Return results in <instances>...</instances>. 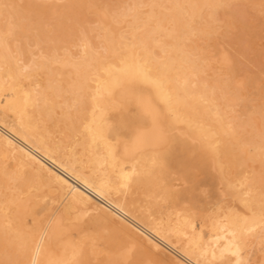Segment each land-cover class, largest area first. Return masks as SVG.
I'll return each mask as SVG.
<instances>
[{"label": "bare ground", "instance_id": "obj_1", "mask_svg": "<svg viewBox=\"0 0 264 264\" xmlns=\"http://www.w3.org/2000/svg\"><path fill=\"white\" fill-rule=\"evenodd\" d=\"M24 1H26V0H24ZM27 1L25 2L26 4H27ZM102 1L105 2L107 0H102ZM118 1L120 2V0H118ZM139 1H141V0H139ZM150 1L153 2L152 0H150ZM154 1H156V2L155 3L153 2V3L156 4L158 0H154ZM164 1H162V4ZM215 1L216 0H171V1L168 0V2L170 4L168 7H165V8L164 7L160 8L159 4L154 5L152 3L155 7H158L159 11L156 13V11L153 10L152 11L153 13H151L150 16H148L150 14V12H146L145 14H143V16H147V17H142V15H140L142 13V9H141V12H138L137 9H135V12L137 11L139 14H133V16H134L133 21L136 24L137 23L138 24L136 26H134L133 29H131L130 27L133 26V24H135L132 21L133 24L129 27L130 29L128 28L129 30H132V32L129 31L130 35H126V34H124L125 31L122 32L121 30H119L118 26L116 25L118 23H114V21L112 22L109 18L110 16L108 17L106 14H102V20L103 21L100 18L99 19L103 22L104 28L106 29V34H104L107 36L106 39L104 38L106 40V46H105L106 50L105 51L108 55L110 54L111 56H113L115 58V61H109L112 59H109V60L107 59L108 61H106V60H104L105 57L101 58V56H99L101 60L99 59L100 63H98V66H92V64L89 65V63H87L85 61V60H87L86 57L91 55V53H88L89 51L87 50V48L89 46L86 48L84 45H82L83 47L86 48V51H88L87 52L88 54L86 53L87 56H85V59L82 60V61L86 62V63H84L85 67L84 68L82 67L84 69V71L81 69L82 72H81V75H79V76H81L82 79L79 78L76 73H75L76 75L74 76V77L77 76L78 79H81V80H79V82L77 81L76 87L78 89H76L75 91H77L79 89L86 88V87H90L92 89V95H93L92 98H94V99H92L94 101V105H92V106L97 109L96 111H94V113L92 115L90 114V112H92V111L89 112V115L91 118V119L89 118L91 120V122L89 120V122H90L89 124L87 123L88 120L84 121L87 123V126H88L87 130H89L88 132H90V149L86 152L85 156H84V152L80 151L83 153L82 156H84V157H79V156H81V154L79 155V154H76L74 152H71L68 156H64L63 155L64 153L62 155H60L59 154L60 146L59 147H58V145L53 146L55 144H58L59 142L55 143V141H54L53 144H50L49 140L47 141L43 137V135H42V137L37 136V133L35 132L36 131L35 126L39 128V126L36 125L38 122L36 120V122H37L36 123L34 120V122H35L34 123L32 121L33 119L31 120L30 115L27 111V108L28 107L34 108L35 111H37L36 113H38L40 115L42 114V112H46L44 115L46 118V115L50 116L49 114L52 113L54 106L52 107L53 104L49 101L48 97L45 98L46 96H44V99L43 98L39 99V97L37 98L34 94H32V92H29L28 89H31V88H28L26 85H25L26 87L24 88V86L21 84L20 76L22 75V73L24 74V72H28V70L25 71L24 69H26L28 67V64H29V68H32V66L30 67V64H31L30 61H29V63H27L25 65H21L20 61H22V60H20V59H19L20 61L17 59L19 61V63L17 61H11V59H10V61H7L6 59H4L5 57L2 58V60H0V149L5 154L11 156L12 159L16 158L17 163L20 166H22L23 168L24 167L28 168L30 170L29 172L32 171L33 174L35 173L37 176L43 178L47 182L46 183L47 185L50 184L53 186L52 190H54V195L52 197H50V199H48L46 197L47 200H49V201L46 205H44V208L50 207L49 206L50 203H53L54 201H56V200L58 201L59 199H61L62 201H69L70 204H72L75 207V208L73 207L74 210L76 208H78V209H81L83 211H88V210L96 211L97 214H94V216L96 218H99L96 216V215H99L98 213H100L101 216L105 220L110 221V222L114 221V218L116 216L119 217L118 219H121V220L117 221V225H118L119 229L121 230L120 233H123L125 235V237L123 236L124 241H126V239H127L130 243V246L128 247V250L126 252L125 257H128L131 254L130 253L131 248L136 243H139V242L142 244H145L146 246H148V248H150L152 251H155V252L159 250V246L168 245V247L169 246L172 247L171 249H173V248L176 249V247H174L172 244L173 243L174 244L182 243L181 250L176 249L178 252L177 255L179 256L178 259H175L176 264H252L248 258V251H249L250 245L252 243H255L257 246H259V249L262 251L261 262L259 261V263L264 264V101L257 103V105L254 106L255 109H253V107H252L253 105L250 106L251 109H253V110L249 109L247 112H245V113H248V118L246 119V122L244 124L245 130H246L244 133H247V135H248L246 142H244L243 144H242V142L240 143L239 138L236 135V131H235V121L238 117V115L236 114L237 106L240 109L239 106L242 105L241 103H243L244 95L246 94V91H245V94H243L242 91H240V89L243 90V88L246 87L245 85L249 86L250 83L248 81L252 80L251 78H254L255 76L258 77L261 74H259V72H258L257 75H255L254 77L252 76L250 79L248 78L249 79L248 81L246 79L248 84H247V82L244 83L241 80L233 79V78H236L238 76H235V74H233V72L236 70V68H235V70H232L233 66H232V69L229 66L232 64V59L229 57L230 55L229 56L228 55H222L221 59H220V62L222 63V65L225 64V66H228V67H226V68H228L227 72L225 71L224 73H221L220 72L221 68L219 69V71H216V69L214 67H212V66H214L213 63L215 62L212 55H215L219 51H217L215 53L214 52L215 50L213 49L214 53L212 52L213 53L212 55L204 54L203 52L200 51V49H202V47L200 46L201 48H199V46H198V45H200L199 43L201 42V41L200 42L198 41L199 38H197V40L195 38L192 39V37H194V36H197V37H203L204 36L205 38H207V37L209 38V36L211 35L210 33L212 30L207 29L205 27L204 28L200 27V25H199L200 23L197 21L201 20V16L199 17V9L200 10L204 9V8L201 9L200 7L201 6L203 7V4L210 6V4L214 3ZM51 2H52V0L49 2V4ZM104 2H103V4H104ZM123 2L121 0V3H123ZM146 2H147V0H146ZM216 2H218V1H216ZM145 3L141 2V4H145ZM251 3H253V2H251ZM263 3H264V0H263ZM31 4H32V2L30 3V5ZM125 4H126V1H125ZM131 4L133 5L135 3L132 2ZM131 4H126V5L129 6ZM136 4H138V3H136ZM141 4L139 2V5H141ZM152 4H150V6ZM217 4L219 5V2ZM34 5H35V2L31 6H34ZM117 5H118V3H117ZM218 5L215 4L216 7ZM260 5H262V4H260ZM100 6L106 7V4L102 5V2H101ZM136 6H138V5H136ZM207 6H206V8H207ZM212 6H214V5L212 4ZM215 6H214V8H216ZM262 6H264V5H262ZM47 7L48 6H46V8ZM125 7H124V9H125ZM142 7L143 6H141V8ZM67 8H69V7H67ZM127 8L128 7H126V9ZM138 8H140V7L138 6ZM150 8H152V7H149V9ZM62 9L65 10V8H62ZM116 9H118V7H116ZM116 9L115 10L111 9V10L116 12ZM120 9L121 10L119 12L122 11V8H120ZM130 10L132 11V9H130ZM133 10H134V8H133ZM221 10H222V8H221ZM112 11H110V9H109V14ZM206 11H205V13H206ZM211 12H209V13L211 14ZM19 13H21V12H19ZM46 13L47 12H45V14ZM60 13L62 14V12H60ZM60 13H58V14H60ZM127 13H125L126 16L130 15L129 17L132 20L131 13L128 15H127ZM143 13H144V11H143ZM209 13L207 15L204 14V16L205 17L208 16ZM213 13L215 14L216 10H214ZM217 13H218V11H217ZM55 14H57V13H55ZM146 14H148V15H146ZM219 14H220V12L217 14V16ZM7 15L8 14H6L5 16L7 17ZM32 15H34V14H32ZM38 15L39 14L36 15L37 17L36 16L34 17L36 20H37V18H39ZM47 15L49 16L50 14L47 13ZM52 15H50V16H52ZM112 15H114V14H112ZM117 15H118V13H117ZM220 15H219V17H220ZM114 16H116V15H114ZM122 16H123V14H122ZM197 16L200 18V20H197V18L195 19V17H197ZM209 16H211V15H209ZM117 17H119V15ZM16 18H19V16H17ZM56 18H58V17H56ZM113 18H115V17H113ZM125 18H127V17H125ZM2 19H1V24L4 22V21L2 22ZM35 19H34V21H36ZM49 19H51V17ZM115 19H117V20H115L117 22L118 18H115ZM120 19H121V17H120ZM221 19L220 20L216 19V20L221 21ZM9 20H11V17ZM32 20H33V17H32ZM40 20H42V18ZM53 20L58 21L54 17L51 20L52 21L51 23H54ZM225 20L226 19H224V22H225ZM228 20H230V19H228ZM125 21H126V19H125ZM211 21H213L212 18H211ZM211 21L209 22V24H211ZM27 22H29V20ZM27 22H26V24H27ZM122 22H124V21H122ZM196 22L199 24H197ZM214 22L215 21H213V23ZM222 22H221V24H222ZM5 23H6V21H5ZM8 23L12 24L11 22H8ZM8 23L6 25H8ZM127 23L131 24V22L130 23L126 22L125 24H127ZM10 24L8 26H10ZM120 24H121V22H119V25ZM205 24H207V23H205ZM205 24H203V25H205ZM231 24H233V21ZM46 25H47V23H46ZM51 25H53V24H51ZM223 25L220 27H223ZM226 25H227V23L225 24V27H223V28H226ZM8 26H6V27L8 28ZM63 26H64V23H63ZM125 26H127V25H125ZM207 26H209V28L215 27L214 25L211 27H210V25H207ZM6 27H5V29H6ZM53 27H55V26L53 25ZM95 27H93V28H95ZM218 27H219V25H218ZM218 27H216V28H218ZM12 28H14L13 25H12ZM16 28H17V26L15 27V29ZM18 28H19V26H18ZM36 28H38V27H36ZM227 28L229 29L230 27L227 26ZM227 28H226V30H224V29L223 30L227 31ZM221 29L222 28H220V30ZM9 30H10V32H8V34L10 33L9 35H11V33L14 34L12 32L13 30L11 31V28ZM33 30H35V29H33ZM59 30L60 29H58V31ZM220 30H219V32H220ZM58 31L56 30L55 34ZM59 32H61V31H59ZM254 32H256V31H254ZM26 33H28V32H26ZM58 33H57V35H58ZM83 33L84 32H82V35H83ZM4 34H6V37L9 36L7 33H4ZM127 34H128V32H127ZM158 34L160 35V38L158 36H156ZM224 34L222 33L220 35H224ZM52 35H51V37H52ZM57 35H55V36L57 37ZM65 35H66V33H65ZM3 36H4V38H6L5 35H3ZM217 36H219V35H217ZM98 37H101V36L99 35ZM213 37L214 36H212L211 39L214 40ZM60 38H61V34H60ZM48 39H51V38L49 37ZM67 39H69V37ZM194 39L196 42L198 41L199 43L197 44L195 41H193ZM18 41H19V39H18ZM39 41H41V40L39 39ZM60 41H64L63 38ZM69 41H70V39H69ZM1 43H0V45H1L2 49H0V50L2 51L4 45L7 43L3 42L4 45ZM16 43H18V42L16 41ZM74 43H77V42H74ZM83 43H84V41H83ZM100 43H99V45H100ZM207 43H208V41H207ZM212 43H213V41H212ZM39 44L37 43L36 45H39ZM214 44H215V42H214ZM36 45H34L33 48L37 47ZM49 45H51V44H49ZM201 45H202V42H201ZM23 46H25V45H23ZM153 46H159V48H161V50H162L161 52H163L162 56L159 53V55L161 57H159V58H158V56L156 57V55L154 54V52L152 50L154 48ZM205 46H206L205 48H207V44ZM18 47H17V50L19 49ZM38 47H40V46H38ZM70 47H71V45H70ZM96 47H99V46H97V44H96ZM105 47H103V50ZM208 47H209V45H208ZM211 47H214V46H211ZM211 47H209V48H211ZM219 47H216V48H219ZM5 48H6V46L4 47V49ZM33 48L31 49V47H30V49L32 50V51H30L31 52L30 54H32V52L34 51ZM40 48H42V47H40ZM205 48H203V51L207 52L206 50H204ZM156 49H157V47H156ZM96 50H94L95 51L94 53H97ZM216 50H218V49H216ZM42 52H43V50L41 51V54H42ZM80 52H82V51H80ZM99 52H101V51H98V53ZM227 52H229V51H227ZM3 53L0 52L1 55ZM44 53H46V49L44 50ZM37 54H39V52ZM217 54L219 56L220 52ZM53 55H51V56H52V58L54 57V59H55V57L57 55L56 56H53ZM18 56H16V58H18ZM36 56H38V55H36ZM82 56H83V54H82ZM111 56H109V57L111 58ZM44 57L46 58L45 55H44ZM58 57H59V55H58ZM39 58H40V56H39ZM45 58L43 59L44 64H46L50 60L48 58H46L48 60H45ZM79 58L80 57H78V59ZM33 59H35V57ZM81 59H82V57H81ZM36 61L37 60H35L33 62L31 59V62H33L34 64ZM45 61H47V62H45ZM62 61H63V58H62ZM217 61H218V59H217ZM50 62H51V60H50ZM62 64H64V62ZM62 64L60 65V67L62 66ZM216 64H217V62H216ZM41 65H40V70L43 68V67L41 68ZM53 65H55V64H53ZM35 66H36V64H35ZM46 66H48V65L46 64ZM46 66H45V69H46ZM49 66H51V65H49ZM49 66H48V68H49ZM63 67L65 68L66 66H62L60 69H62ZM213 68L215 69V71L213 70ZM230 69L233 72L229 71ZM46 70L50 71V69H46ZM242 70H243V67H242ZM37 71L38 70L34 69V71H31V72L36 73ZM56 71H57V69H56ZM41 72H40V74H42ZM230 72H231V74H230ZM263 72L260 71V73H263ZM50 73H52V72L50 71ZM50 73L48 72L49 75H50ZM53 73H56V72H53ZM28 74L30 75L31 73L29 72ZM56 74H57V76H59L58 73H56ZM65 74L68 76V75H70V72H69V74H68V72ZM78 74H80V71ZM46 75H47V73H46ZM46 75H44V76L46 77ZM231 75H234L235 77L233 76V78H232ZM52 76H54V75H52ZM28 78H29V76L27 78H24V79H28ZM258 78H257L258 79L257 81H255L256 79L254 80L255 82L253 81L256 84V86L260 84V79L262 77L259 76ZM263 78H264V76H263ZM30 79H33V78H31V76H30ZM48 79H46V80H48ZM69 79L72 82L71 77ZM70 80H68V81L70 82ZM38 81H36L35 83H38ZM48 81H51V80H48ZM54 81H56V80H54ZM54 81H51V83H53ZM60 81L61 80H59V83H60ZM63 81H64V79H63ZM65 81H66V79H65ZM90 81H92L94 83L90 84ZM33 82H34V80H32V84H33ZM57 83H58V81H57ZM65 83L63 82L64 86H65ZM74 83H76V82H74ZM74 83H72V84H74ZM251 83H252V81H251ZM30 84H31V82H30ZM39 84H37V86ZM43 84H42V87L43 86L45 87V85H43ZM61 84H62V81H61ZM262 84H264V83H262ZM137 85L146 86L148 88V92L146 94H141V93L137 92L136 91ZM37 86L36 87L32 86V87H35L34 89L37 90L36 89ZM48 86L51 87V89H52V85L49 84ZM64 86H62V88ZM42 87H40V88H42ZM56 87H58V86H56ZM54 88L55 87H53V91H54ZM70 88H72V87H70ZM263 88H264V86H263ZM44 89H46V87L43 88V90ZM47 89H48V87H47ZM47 89H46V91H47ZM51 89H49V90H51ZM56 89L59 90V88H56ZM258 89H259V86H258ZM5 90H10L11 92L8 93L7 97H2L4 95L3 91H5ZM63 90H64V88H63ZM69 90H67V91H69ZM32 91H34V90H32ZM53 91L51 90L50 92H53ZM75 91L73 88V92H75ZM252 91L253 90H251V92ZM254 91H255V89H254ZM256 91H258V90H256ZM35 92H37V91H35ZM45 92H43L44 95L48 94ZM65 92L62 94L63 96L65 95ZM70 92H72V91L70 90L69 93ZM82 92H81V95H82ZM53 93L56 96H58L56 94L57 93L56 91ZM58 93H59V91H58ZM60 93H61V91H60ZM77 93H78V91H77ZM77 93H75L76 96L78 95ZM85 93H86V91H85ZM253 93L255 94V92H253ZM259 93H260V91H259ZM263 93L264 92H262V94ZM41 94H42V92H41ZM257 94H258V92H257ZM257 94H255V95H257ZM70 95H71V93L69 95H67V97ZM53 96L54 95H52V96L50 95V97H53ZM79 96H80V94H79ZM79 96H78V99H75L76 97L74 98V96H73V98L75 99L76 102L72 98L73 99V100L71 99L72 105H73V102H74V104L75 103L78 104L77 102H79V98L80 97L82 98V96H80V97ZM257 96L255 98H257ZM64 97H62V100L64 101V103L62 102V100L60 98V101L63 104H65V102H66L65 99L66 100L68 99V98L64 99ZM263 97L264 96L262 95L261 98H263ZM55 99H59V98H57V97L54 98L53 102H55ZM248 99L253 100V98H249V97H248ZM247 101L249 102V100H247ZM257 101H258V99H257ZM254 102H256V101H254ZM56 103L57 102H55V105H56ZM239 103H240V105H239ZM247 103H246V105L249 104V103L248 104ZM59 104L60 103L58 102L56 106L63 105V104H60V105ZM80 104H78V106H81ZM68 105H69V103L67 104V106ZM244 105L245 104H243V108L245 109ZM67 106L65 105L66 108H67ZM70 106L71 105H69L68 107H70ZM71 107H75V105L71 106ZM71 107H70V109H73ZM56 108H58V107H56ZM66 108H64V109H66ZM70 109H68V110L72 111ZM78 109H80V108L78 107ZM241 110H239V111H241ZM31 111L29 110L30 114L33 113ZM58 111H59V109H58ZM239 111L237 113H239ZM72 112H71V115L73 114ZM74 112L77 113L78 111L77 112L74 111ZM84 112H86V110ZM10 113H13V115H14L13 119L8 118ZM47 113H49V114H47ZM53 113L55 114V117L60 115V117L58 116L59 119L63 116V114H60V112L58 115H56L54 110H53ZM64 113H65V111H64ZM79 113H80V111H79ZM65 114H64V116H65ZM35 116H37V118L39 120L38 115H35ZM42 116H40V117L42 118ZM51 116H52V114H51ZM74 116H75V114H74ZM80 116H81V114H80ZM243 116L245 117L247 115L244 114ZM65 117H63V118H65ZM51 118H50V120H51ZM68 118H69V115L66 119H68ZM47 120H48V122L50 121L49 119H47ZM52 120H51V122H52ZM61 120H62V118H61ZM64 120H62V121H64ZM69 120H70V118H69ZM45 121L46 120H44V122ZM53 122L55 123L57 121L54 120ZM79 122H80V119H79L78 123ZM55 124L52 123V126L54 125L53 127H55ZM61 124H63V122H61ZM82 124H84V126H86L85 123H82ZM240 124H242V122H240ZM56 125H59V124H56ZM46 126H48V123ZM62 126H63V128H64V126L67 127L66 125H61V127ZM76 126H77V124H76ZM79 126H80V124H79ZM81 126H83V125H81ZM68 127H69V125H68ZM72 127H70V128H72ZM80 127H79V129H80ZM81 128L83 131V127H81ZM84 128H86V127H84ZM241 128H243V127H241ZM39 129H42V126ZM55 129L58 130L59 128H54V130H51L52 133H53V131H56ZM64 129H67V128H64ZM79 129H77V130H79ZM38 130H37V132H39ZM43 130H47V127L45 129V126H44ZM43 130H41V132ZM73 130H75L74 131V134H75L76 129H72V131ZM87 130L85 129V131H87ZM59 131L60 130L57 131L58 134H59ZM45 132L48 133L49 131L47 130V131H44V133ZM78 132L80 135L81 131H78ZM82 133H84V131ZM38 135H39V133H38ZM71 135L72 134H70V136ZM46 136H48L50 139V135H46ZM52 136L53 135H51V137ZM54 140H56V138ZM58 141H60V139H58ZM82 141H83V143H85L83 138H82ZM50 142H51V140H50ZM69 142L72 143V141H69ZM61 143H64V142L62 141ZM79 143H80V141H79ZM77 144H78V142H77ZM87 144L85 143V145H87ZM99 145H102V148L104 147L103 149H105V152H102V150H101V152L96 150V147ZM67 147H69V146H67ZM64 148H65V146H64ZM75 148H76V146L74 147V149ZM61 149H63V148H61ZM69 149L71 150L72 148H69ZM74 149H72L71 151H73ZM83 149H84V147H83ZM84 150L86 151V148ZM185 152H187V154L190 152L192 154L195 153V155L197 154V157L194 158V160L193 159L191 160V158L188 157L189 154L187 156ZM67 153L68 152H66V154ZM179 154H183V156H181ZM192 154H191V156L193 158L194 155H192ZM14 160L15 159H13V161ZM226 162L232 163V171L230 170L231 172H229V173H227L228 170H226V167H225ZM126 163H128L129 165L125 166ZM150 163H152V164L150 165ZM145 164L146 165L148 164L150 166V168H152L151 167L152 165L154 168V166L156 164H158V167H159L158 171L159 172L161 171L160 173L162 174V176L158 177V178L154 177L156 175H152V177L149 175V177H146L143 179L146 181H147V179L150 180L152 182V186L154 185L155 188L159 187V189H156V191H154L155 194H152V195H156L158 193L157 190H160L158 195H162L161 192H163L164 197L169 198L172 201L174 200L173 202L176 203L174 206L171 207V211H169L168 214L164 213L165 215H163V212H162V209L164 208V206L160 207L159 206L160 203L158 205L157 204L152 205L151 207L149 206L151 209L148 210V212L143 213V216H142V219L145 222L144 224L146 226L134 218V217L138 216L137 212L139 211V207H140L138 204L139 201H138V203H136L134 201L136 204H138V206H137L136 204L134 205V202H133V200H135L136 198H134L132 200L133 203L128 201V199H127L128 195L134 191V189L137 187V185H140V184H138V181L142 180L143 175L141 174L142 175V177H141L139 173L141 171L143 172L144 169L142 167H144ZM1 165H2V163H1ZM104 165H105V167H104ZM15 166H17V165H15ZM7 167H8V165H7ZM22 167L20 168L21 171H23ZM1 168H4V167L0 166V170H1ZM17 168H16V171H17ZM108 168H109V170H108ZM8 169L6 168L7 171H8ZM176 170H179L180 174L179 173H177V174L178 175L182 174L184 180L187 178L186 179L187 181H188V179H192L193 174H194V172H193L194 170L202 171L205 173V175L207 177L206 179L210 184H213V185H216L217 183L222 184L224 186V189L221 192H218L219 193L218 199L214 202L213 205L209 204L210 206L208 205V207H207V204L202 205V202L204 199L203 198L201 205L202 206L206 205V206L199 207L200 205L196 206L193 203L194 204V205L192 204L193 206L187 207L186 205H184L183 202H180V198L182 197L181 191L178 193L179 189L177 188V191H175V189L173 188L174 185L172 183L171 173L175 172V174H176V172H177ZM4 171H5V169H4ZM13 171H15V170H13ZM210 171H211V173L214 172L216 175L213 176L214 173L212 175L210 173ZM112 172L116 173L115 177L117 176V178H119L118 180H120L119 182L116 181L117 184H119L118 186H117V184L115 185V181L113 182V180L116 178L112 179V177H114L111 174ZM148 172L152 173L150 170H148ZM32 173H30V174H32ZM1 174L5 175L3 173H1ZM17 175H20V174H17ZM23 175L24 174H21V176H23ZM11 176H12V174H11ZM15 176L16 175H14V177ZM29 176L30 177L27 176L29 179L32 178L31 175H29ZM33 176H35V175H33ZM8 177H10V176H8ZM36 178H38V177H36ZM179 178L180 177L178 176L177 180H179ZM16 180L17 179H15L14 181H16ZM202 180H204V178ZM10 181H12V180H10ZM19 181H21V179ZM7 182H9V181H7ZM142 182H141V185H142ZM199 182H200V180H199ZM3 183L0 185H4ZM29 183H31V179L29 180ZM189 183H190V181H189ZM143 184H144V182H143ZM146 184L148 185V183H146ZM192 184H193V182H192ZM33 185H35V184H33ZM186 185H185V188L191 186L190 184H188L189 186L187 185V187H186ZM206 185H209V184L207 183ZM144 186L147 188V186L145 184H144ZM193 187L195 188V185ZM28 188L26 187L27 191L29 190ZM34 188L37 189L38 187L34 186ZM194 188L191 190H194ZM211 188L213 189V187H210V189ZM152 189H154V188H152ZM144 190H146L145 193L149 192L147 189H144ZM180 190H181V188H180ZM208 190L205 189L206 192ZM214 190H215V187H214ZM215 191L217 192V189ZM215 191H214V193L217 197V193ZM15 192H16V189H15ZM137 192L138 191H136L135 193L137 194ZM189 192H191V191L189 190ZM206 192H205V194H207ZM25 193H27V192H25ZM25 193H21V194H25ZM199 193H203V190L201 192L199 191ZM209 193H211V192L209 191ZM158 195H156V196H158ZM187 195H189V194H186L183 198L187 197ZM197 195H199V194H197ZM107 196H113L114 197V199H112L113 201L108 200ZM156 196H154V197H156ZM190 196L192 197V195H190ZM210 196H212V195H210ZM27 197H25V198H27ZM130 197H131V195H130ZM194 197H195V195H194ZM207 197H209V196H207ZM36 198L39 199L38 197H36ZM183 198H181V199H183ZM187 198H189V197H187ZM44 199L42 197L39 200H40V202L44 203V202H46V201H44ZM92 199L97 201L101 206L106 208L109 212L106 210H103L100 206L96 205ZM137 199L139 200V198H137ZM162 199L163 198H161L160 200H162ZM192 199H193V197L190 198V200H192ZM142 200H143V198H142ZM156 200H157V197H156ZM163 200L166 201L165 199H163ZM185 200H188V202L190 204L192 203L191 201H189V199H185ZM205 200L207 201L206 197H205ZM208 200H209V198H208ZM36 201L38 203V200H36ZM8 202H9V199H8ZM147 202H145V206H146ZM150 202H152V201H150ZM153 202L157 203L156 201H153ZM235 202H238L240 204L241 210H239L236 207V205L234 204ZM33 204H35V202ZM199 204H200V202H199ZM1 205H2V203H1ZM35 205H37V204H35ZM59 205H60V200H59ZM61 205H64V204L61 203ZM72 205H71V208H72ZM168 205L169 204H167V206ZM63 207H62V209H63ZM140 208L142 209V207H140ZM146 208H147V206H146ZM206 208H208V209L206 210ZM29 210H30V207H29ZM70 210H73V209H70ZM167 210H169V209H167ZM0 211H1V209H0ZM27 212H28V207L26 204H17L15 210H13V211L7 210V211H5V213L1 212V213H3L2 215L4 217L6 216V218H7V221L9 224V225L8 224L7 225L10 228V232H11V238L10 239H12V241H9L10 239L5 240L8 242L7 244H9V242L11 243L10 247H9L10 249L8 248V250H9L8 255H10L12 252H15L14 250H16L17 251L16 254L18 253L22 257V263L21 264H40V263L51 264L53 262L54 258L58 255L61 257L60 259H65V258L73 259L72 261H76L78 263L80 262V258L82 256L86 258V256H85L86 254L84 253L81 256V253H83V252L80 251L84 247H82L81 249H79V248L77 249L76 244L79 245L80 242H78L76 244L73 243V241L72 242L68 241V242L62 243V244L56 242L57 237L60 235V233L58 231L60 229L61 221L59 219H57L53 223V225H52L53 227L51 230H46V227H44V226H42V228H40V230H39V229H37L38 227L33 228L34 227L33 224H32L33 227L31 226V228H28L27 227L28 225L26 226L27 223L24 219V215ZM204 212L205 213L209 212V213L205 214ZM32 213H34V212H32ZM3 216H1V217H3ZM68 216L69 215H67V217ZM198 218H201L200 223L197 222ZM34 220H33V222H34ZM100 221H102V220H100ZM107 221H105L104 223H106ZM37 222H38V220H37ZM36 223H34V224L36 225ZM39 223H40V221H39ZM63 223H64V221H63ZM104 223H102V225ZM127 223L129 224V226L126 225ZM4 225L1 223V227ZM114 225H115V223H114ZM130 225L133 228L140 231L143 235H145V237L137 235L134 232H132L131 229L129 228ZM115 226H113V227L116 228ZM205 226H207V228H208L206 231H205ZM29 227H30V224H29ZM113 227H112V229H113ZM106 228H107V226H106ZM108 229L112 230L111 227L110 228L108 227ZM119 229H117L118 231L116 230L118 233H119ZM5 230L6 229L4 228L3 231H5ZM113 231H115V229ZM113 233L115 235V232H113ZM2 234H4V233H2ZM78 236L80 237V235H78ZM117 236H120V235H117ZM120 237H121L120 239H122V236H120ZM81 238H82V236H81ZM84 238H86V237L84 236ZM87 238L89 239V237H87ZM92 238L94 239L93 236H92ZM93 239H92V241H93ZM72 240H73V238H72ZM1 241H3V240H1ZM96 241H98V240H95L94 242H96ZM170 243H172V244H170ZM3 244H5V243H2V245ZM81 244H82V241H81ZM95 244H97V243H95ZM11 246H12V248H14L13 251L11 250ZM90 246H91V242H90ZM89 247H88V249H89ZM91 247H93V246H91ZM85 248L87 249L86 246H85ZM139 249H138V251H140ZM136 250L137 249H135V251ZM10 251H12V252H10ZM85 251H87V250H84V252ZM91 251H88V253ZM106 251H108V250H106ZM99 252L102 253V250H100ZM103 252H105V251H103ZM96 253L97 252H95L94 255H96ZM172 253H174V252H172ZM28 254H30L31 257L28 260H25V258L29 257ZM137 254H136V256H137ZM252 254H254V253H252ZM8 255L5 254V256H7L6 260L10 259V257ZM89 255H90V253L88 254V256ZM177 255H173V256L176 257ZM104 256L102 255V258ZM12 257H14V254L12 255ZM97 257L99 258V256H97ZM60 259H59V262H61ZM87 259H89V258H87ZM90 259H91V257H90ZM90 259H89V261H92ZM14 260H15V258H14ZM10 261H12V258ZM14 262H16V260ZM83 262H84V264H87V263H85L86 261H83ZM91 263L94 264L95 262H91ZM104 263H105V260H104ZM5 264H7V263H5ZM13 264H15V263H13ZM56 264H60V263H56ZM88 264H89V262H88ZM99 264H101V262H99Z\"/></svg>", "mask_w": 264, "mask_h": 264}, {"label": "rangeland", "instance_id": "obj_2", "mask_svg": "<svg viewBox=\"0 0 264 264\" xmlns=\"http://www.w3.org/2000/svg\"><path fill=\"white\" fill-rule=\"evenodd\" d=\"M3 1V2H2ZM27 1V0H26ZM26 1H24V0H0V24H1V19H2V24L0 25V41L2 42H0L1 44H3L4 45V43H7V44H5L4 45V47L6 46V48L8 49H4V47H3V50L1 51L0 50V52H4L2 55L0 54V60H2V58H4V59H6L7 61H10V59H11V61H17L18 63H19V61L20 60H22V61H20V64L21 65H25V64H27V63H29V61H30V67L32 66V68H29V64H28V67L26 68V69H24L25 71L26 70H28V72H24V74L22 73V77L20 76V80H21V84L24 86V88L27 86L28 88H31V89H28L29 90V92H32V94H34L37 98L39 97V99L41 98H43L44 99V96H46L45 98H47L48 97V99H49V101L53 104L52 105V107L54 106V108H53V110L55 111V113H56V115H58L59 114V112H60V114H63V116L61 117L62 118V120H64V121H62L61 120V118L59 119V117H60V115H58V116H56L55 117V114L53 113V110H52V116H51V114H49V113H47V114H49L50 116H48V115H46V118H45V113L46 112H42V114L40 115V114H38V113H36L37 111H35V109L34 108H30V107H28L27 108V111H28V113H29V115H30V118H31V120L34 122V120H35V122H36V120H37V124L36 125H38L39 126V128H41V126H42V129H39L38 127H36L35 126V128H36V133H37V136H39V137H42V135H43V137L48 141L49 140V143L50 144H53V142L55 141V143H58V144H55V145H53V146H57L58 145V147L60 146V148H59V154L60 155H62L63 153V155L64 156H68L71 152H74V153H76V154H81V156H79V157H84L85 156V154H86V152L90 149V132H88L89 130H87L88 129V126H87V123L89 124L90 122H91V118H90V115H89V112L90 111H92V112H90V114L92 115L93 113H94V111H96L97 109L96 108H94L92 105H94V101L92 100V99H94V98H92L93 97V95H92V89L90 88V87H86V88H83V89H79V90H77L78 91V93H77V91H75L76 89H78L77 87H76V85H77V81L79 82V80H81L82 78H81V76H79V75H81V72H82V70L84 71V67H85V64L84 63H89V65H91L92 64V66H98V63H100V61H99V59H100V57L99 56H101V58H104L105 57V59L104 60H106V61H108L109 59H112V60H109V61H115V58L113 57V56H111L110 54L108 55L107 53H106V35H104V34H106V29L104 28V25H103V20H102V14H106L109 18H110V20L113 22L114 21V23H118V24H116L117 26H118V28H119V30H121L122 32H124V34H126V35H130L129 33L130 32H132V30H129L130 28L131 29H133V27L134 26H136L137 24L133 21V14H139L138 12H141V9H142V13L140 14V15H142V17H147V16H143V14H145L146 12H150V14L148 15V14H146V15H148V16H150L151 15V13H153L152 11L153 10H155L156 11V13L159 11V9H158V7H155L154 5H156V4H159L160 5V8H165V7H168L169 6V2H168V0H158L157 1V3L156 4H154L156 1H154V0H152L153 2H151L150 0H147V2H146V0H141V1H139V0H125L126 1V4H131L132 2L133 3H135V4H131V5H126L125 4V1L124 0H122V2L123 3H121V0H120V2L118 1V0H107V1H102V0H52V4L50 3L49 4V2L51 1V0H28L27 1V4L25 3ZM40 3H39V2ZM146 3H145V2ZM160 1V2H159ZM162 1H164L163 2V4H162ZM171 1V0H170ZM216 1H218L219 2V5L217 4L218 2H216ZM214 3H212L214 6H215V4L216 5H218L216 8H214V6H212V4H210V6L208 5H205V4H203V7L201 6L200 8L202 9V8H204V9H202V10H200L199 9V17L201 16V20H200V18L197 16V17H195V19L197 18V20H200V21H197V22H199V23H197V24H199L200 25V27H205V28H207V29H211L212 31H211V35L209 36V38L207 37V38H205L204 36V38L203 37H197V36H194V37H192V39L193 38H195L196 40H197V38H199L198 39V41L200 42H202V45H201V42L199 43L198 41L196 42L195 41V39L193 40V41H195L197 44L199 43L200 45H198L199 46V48H201L202 47V49H200V51L201 52H203L204 54H210V55H212L214 52L216 53L217 51H219L220 52V54H219V56H218V54L217 53H219V52H217L215 55H212L213 56V58H214V63H213V65L214 66H212V67H214L215 69H216V71H219V69L221 68V70H220V72L221 73H224L225 71L227 72V70H228V68H226V67H228V66H225V64H223L222 65V63L220 62V59H221V56L222 55H230L229 57L232 59V64L231 65H229L230 66V68L232 69V66H233V69L232 70H235V68H236V70L233 72L231 69L229 70V71H232L233 72V74H235V76H238V77H236V78H233V76L234 75H231V77L233 78V79H236V80H241V81H243L244 83H246L252 76L254 77L255 75H257V73L259 72V74H261V75H259L260 77H262L261 79H260V84L259 85H257L256 86V84L254 83L255 81H257L259 78V76L257 77V76H255L254 78L256 79H254V78H251L252 80H250V81H248L249 83H250V87L248 86V85H245L246 87L245 88H243V90L242 89H240V91H242V93L243 94H245V91H246V94L244 95V99H243V103H241L242 105H240V103H239V107H240V109L238 108V106H237V110H236V114L238 115V117H237V119H236V121H235V131H236V135L238 136V138H239V142L241 143L242 142V144L244 143V142H246V139L248 138V135H247V133H244L246 130H245V127H244V124H245V122H246V119L248 118V113H245V112H247L249 109L250 110H253V109H255L254 108V106L255 105H257V103H260V102H262V101H264V97L263 98H261V96L263 95L264 96V93L262 94V92H264V88H263V86H264V84H262V83H264V78H263V74H264V6H262V5H264V3H263V0L261 1V0H216ZM13 2V3H12ZM32 2V4H34V2H35V5L34 6H31L30 5V3ZM44 4H43V3ZM48 2V3H47ZM101 2H102V5H104V4H106V7H101L100 5H101ZM103 2H104V4H103ZM113 2V3H112ZM128 2V3H127ZM139 2H140V4H141V2H143V3H145V4H141V5H139ZM150 2V3H149ZM251 2H253V3H251ZM25 3V4H24ZM109 3V4H108ZM112 5H111V4ZM116 3V4H115ZM117 3H118V5H117ZM136 3H138V4H136ZM149 3V4H148ZM154 5H153V4ZM114 4V5H113ZM121 4V5H120ZM150 4H152L151 6H150ZM260 4H262V5H260ZM45 5V6H44ZM123 5V6H122ZM135 5V6H134ZM136 5H138L140 8H138V6H136ZM46 6H48L47 8H46ZM98 6V7H97ZM121 6V7H120ZM128 7L127 9H126V7ZM134 6V7H133ZM141 6H143L142 8H141ZM154 6V7H153ZM206 6H207V8H206ZM67 7H69V8H67ZM116 7H118V9H116ZM124 7H125V9H124ZM149 7H152V8H150L149 9ZM210 9H209V8ZM53 8V9H52ZM62 8H65V10L64 9H62ZM67 8V9H66ZM102 8V9H101ZM106 8V9H105ZM110 9V11H112V10H115L116 9V12L118 13V15H119V17H117L118 15H117V13L115 12V11H112V12H110V14H109V9ZM120 8H122V11L121 12H119L121 9ZM133 8H134V10H133ZM221 8H222V10H221ZM72 9V10H71ZM75 9V10H74ZM78 9V10H77ZM87 9V10H86ZM112 9V10H111ZM130 9H132V11L130 10ZM135 9H137V11L135 12ZM212 9V10H211ZM218 9V10H217ZM118 10V11H117ZM124 10V11H123ZM130 10V11H129ZM149 10V11H148ZM207 10V11H206ZM210 10V11H209ZM214 10H216V15L213 13L214 12ZM221 10V11H220ZM72 11V12H71ZM106 11V12H105ZM143 11H144V13H143ZM201 11V12H200ZM205 11H206V13H205ZM212 11V12H211ZM217 11H218V13L220 12V14L222 15H220V17H219V15L217 16ZM19 12H21V13H19ZM32 12V13H31ZM35 12V13H34ZM45 12H47L48 14H50V15H52L54 12L55 13H57V14H53L52 16H48L47 15V13L45 14ZM60 12H62V14L60 13ZM74 12V13H73ZM90 12V13H89ZM116 14H115V13ZM128 12V13H127ZM133 12V13H132ZM204 12V13H203ZM209 12H211V14L209 13ZM39 14L38 15V17L39 18H37V20L34 18L37 14ZM58 13H60V14H58ZM97 13V14H96ZM114 14V15H116V16H114V15H112V14ZM123 14V16H122V14ZM125 13H127V15L128 14H130L131 13V18H132V20L130 19V15H128V16H126V14ZM202 13V14H201ZM209 13V15H211V16H204V14H208ZM6 14H8L7 15V17L5 16ZM12 16H11V15ZM32 14H34V15H32ZM44 14V15H43ZM65 14V15H64ZM28 15V16H27ZM46 15V16H45ZM55 15V16H54ZM121 15V16H120ZM225 15V16H224ZM5 16V17H4ZM17 16H19V18H16ZM10 17H11V20H9L10 19ZM15 19H13V18ZM32 17H33V20H32ZM37 17V16H36ZM42 18V20H40L41 18ZM51 17V19H49ZM55 17V19H57L58 21H56V20H53V22L54 23H51L52 21V19ZM56 17H58V18H56ZM61 17V18H60ZM112 17V18H111ZM113 17H115V18H118V21L119 22H121V24L119 25V22L117 21H115V20H117V19H115V18H113ZM120 17H121V19H120ZM123 17V18H122ZM125 17H127V18H125ZM6 18V19H5ZM98 18V19H97ZM102 20H100V19ZM211 18L213 19V21H215L214 23H213V21H211ZM215 18V19H214ZM222 18V19H221ZM226 19L225 20V22H224V19ZM17 19V20H16ZM34 19L36 20V21H34ZM121 21H120V20ZM125 19H126V21H125ZM216 19H221V21H219V20H216ZM228 19H230V20H228ZM29 20V22H27ZM33 22H32V21ZM60 20V21H59ZM233 21V24H231L232 23V21ZM5 21H6V23H5ZM11 22L12 24H10V23H8V22ZM27 22V24H26V22ZM50 21V22H49ZM122 21H124V22H122ZM135 23V24H133V22ZM211 21V24H209V22ZM217 21V22H216ZM224 23H223V22ZM15 22V23H14ZM17 22V23H16ZM102 22V23H101ZM126 22H131V24H125ZM203 22V23H202ZM221 22H222V24H221ZM8 23V25L10 24V26H8V25H6ZM25 23V24H24ZM32 23V24H31ZM38 23V24H37ZM46 23H47V25H46ZM63 23H64V26H63ZM202 23V24H201ZM205 23H207V24H205ZM219 25V27H218V25ZM220 23V24H219ZM227 23V25H226V28H227V26L228 27H230L229 29L227 28V31H224V30H226V28H223V27H225V24ZM4 24V25H3ZM15 24V25H14ZM17 24V25H16ZM24 24V25H23ZM49 24V25H48ZM51 24H53L55 27H53V25H51ZM56 24V25H55ZM133 24V26H131ZM203 24H205V25H203ZM224 24V25H223ZM3 25V26H2ZM12 25H13V27L14 28H12ZM32 25V26H31ZM66 25V26H65ZM96 27H95V26ZM98 25V26H97ZM125 25H127V26H125ZM129 25V26H128ZM207 25H210V27L211 26H215V27H211V28H209V26H207ZM217 25V26H216ZM223 25V27H220V26H222ZM6 26H8V28L10 29L11 28V31L14 33V34H12L11 33V35H9L8 34V32H10V30L6 27ZM17 26V28L15 29V27ZM18 26H19V28H18ZM26 26V27H25ZM52 26V27H51ZM92 26V27H91ZM131 26V27H130ZM3 27V28H2ZM5 27H6V29H5ZM36 27H38V28H36ZM58 27V28H57ZM61 27V28H60ZM93 27H95V28H93ZM124 27V28H123ZM126 27V28H125ZM130 27V28H129ZM216 27H218V28H216ZM29 28V29H28ZM31 28V29H30ZM83 30H82V29ZM101 28V29H100ZM105 30H104V29ZM129 28V29H128ZM220 28H222L221 30H220ZM5 29V30H4ZM8 29V30H7ZM33 29H35V30H33ZM58 29H60L59 31H61V32H59L58 31ZM95 29V30H94ZM100 29V30H99ZM103 29V30H102ZM126 29V30H125ZM216 29V30H215ZM218 29V30H217ZM224 29V30H223ZM7 30V31H6ZM33 32H32V31ZM56 30L59 32H57L58 33V35H57V33L55 34V32H56ZM70 30V31H69ZM80 30V31H79ZM97 30V31H96ZM219 30H220V32H219ZM92 31V32H91ZM130 31V32H129ZM254 31H256V32H254ZM26 32H28V33H26ZM44 32V33H43ZM46 32V33H45ZM82 32H84L83 33V35H82ZM127 32H128V34H127ZM217 32V33H216ZM224 34L225 32V34L224 35H220V34H222V33ZM3 33V34H2ZM4 33H7L9 36H7L6 37V34H4ZM20 33V34H19ZM65 33H66V35H65ZM97 33V34H96ZM213 33V34H212ZM215 33V34H214ZM234 33V34H233ZM31 34V35H30ZM53 34V35H52ZM57 35V37L55 36V35ZM60 34H61V38H60ZM69 34V35H68ZM103 34V35H102ZM3 35H5V37L7 38H4V36ZM37 35V36H36ZM50 35V36H49ZM51 35H52V37H51ZM77 35V36H76ZM101 36V37H98V36ZM217 35H219V36H217ZM259 35V36H258ZM15 36V37H14ZM36 36V37H35ZM74 36V37H73ZM83 36V37H82ZM156 36H158L159 38H160V35L158 34V35H156ZM212 36H214L213 38H214V40L213 39H211V37ZM233 36V37H232ZM11 37V38H10ZM17 37V38H16ZM21 37V38H20ZM27 37V38H26ZM38 37V38H37ZM50 37L51 39H48V38ZM69 37V39H70V41H69V39H67ZM85 37V38H84ZM92 37V38H91ZM98 37V38H97ZM157 37V38H158ZM2 38V39H1ZM16 38V39H15ZM26 38V39H25ZM63 38V40L64 41H60L61 39ZM78 38V39H77ZM97 38V39H96ZM105 38V39H104ZM158 38V39H159ZM6 39V40H5ZM18 39H19V41H18ZM38 39V40H37ZM39 39L41 40V41H39ZM67 39V40H66ZM73 39V40H72ZM201 39V40H200ZM210 39V40H209ZM81 40V41H80ZM86 40V41H85ZM101 42H99V41ZM6 41V42H5ZM16 41L18 42V43H16ZM27 41V42H26ZM39 41V42H38ZM53 41V42H52ZM66 41V42H65ZM69 41V42H68ZM77 42V43H74V42ZM83 41H84V43L86 44H84L83 43ZM207 41H208V43H207ZM212 41H213V43H212ZM239 41V42H238ZM4 42V43H3ZM52 42V43H51ZM61 42V43H60ZM64 42V43H63ZM88 42V43H87ZM100 43V45H99V43ZM105 42V43H104ZM214 42H215V44H214ZM217 42V43H216ZM39 44V45H36V44ZM42 43V44H41ZM51 44V45H49V44ZM70 43V44H69ZM80 44V45H79ZM88 44V45H87ZM96 44H97V46H99V47H96ZM105 44V45H104ZM207 44V48H205L206 46L205 45ZM218 44V45H217ZM2 45V46H3ZM17 45V46H16ZM20 45V46H19ZM23 45H25V46H23ZM31 45V46H30ZM34 45H36L37 47L38 46H40V47H42V48H40V47H35V48H33V46ZM70 45H71V47H70ZM82 45H84L86 48H87V50L89 51H86V48L85 47H83ZM103 45V46H102ZM204 45V46H203ZM208 45H209V47H211V46H214V47H211V48H209L208 47ZM217 45V46H216ZM19 46V47H18ZM53 46V47H52ZM201 46V47H200ZM220 46V47H219ZM223 46V47H222ZM17 47L19 48L18 50H17ZM29 47V48H28ZM30 47H31V49L33 48V52H32V54H30L31 52L30 51H32L31 49H30ZM48 47V48H47ZM51 47V48H50ZM74 47V48H73ZM102 47V48H101ZM103 47H105L104 48V50H103ZM154 48L152 49L153 50V52H154V54L156 55V57L158 56V58L159 57H161L162 56V54H163V52H161L162 50H161V48H159V46H153ZM156 47H157V49H156ZM216 47H219V48H216ZM37 48V49H36ZM44 48V49H43ZM54 48V49H53ZM85 48V49H84ZM95 48V49H94ZM203 48H205L204 50H206L207 52H205V51H203ZM257 48V49H256ZM0 49H2L1 48V45H0ZM46 49V53H44V50ZM97 49V50H96ZM101 49V50H100ZM215 51H214V50ZM216 49H218V50H216ZM7 50V51H6ZM20 50V51H19ZM22 50V51H21ZM43 50V52H42V54H41V51ZM86 52H85V51ZM92 50V51H91ZM94 50H96V52L98 53V51H101V52H99L98 54L97 53H94L95 51ZM48 51V52H47ZM52 51V52H51ZM54 51V52H53ZM68 51V52H67ZM80 51H82V52H80ZM214 51V52H213ZM227 51H229V52H227ZM8 52V53H7ZM16 52V53H15ZM20 52V53H19ZM39 52V54H37ZM50 52V53H49ZM84 52V53H83ZM91 53V55H89V56H87V54L88 53ZM213 52V53H212ZM29 53V54H28ZM87 53V54H86ZM159 53H160V55H159ZM231 53V54H230ZM5 54V55H4ZM9 54V55H8ZM47 54V55H46ZM53 55V56H56L55 57V59H54V57L52 58V56L51 55ZM81 54V55H80ZM82 54H83V56H82ZM97 54V55H96ZM259 54V55H258ZM7 55V56H6ZM18 56V58H16V56ZM36 55H38V56H36ZM44 55L46 56V58H48V59H50L51 60V62H50V60H49V62H47V61H45V62H47L46 64L49 66V65H51V66H49V68H48V66H46V64H44ZM58 55H59V57H58ZM3 56V57H2ZM10 56V57H9ZM27 56V57H26ZM39 56H40V58H39ZM50 56V57H49ZM85 56H87L86 57V59L87 60H85L86 62H84V61H82V60H84L85 59ZM96 56V57H95ZM109 56H111V58L109 57ZM219 58H218V57ZM234 56V57H233ZM35 57V59H33ZM78 57H80L79 59H78ZM81 57H82V59H81ZM84 57V58H83ZM109 57V58H108ZM113 57V58H112ZM37 58V59H36ZM42 58V59H41ZM45 58V60H48V59H46ZM62 58H63V61H62ZM90 58V59H89ZM98 60H96V59ZM239 58V59H238ZM16 59V60H15ZM19 61H18V60ZM31 59H32V61L34 62L35 60H37L36 62H35V64H36V66H35V64L33 63V62H31ZM77 59V60H76ZM108 59V60H107ZM217 59H218V61H217ZM244 59V60H243ZM43 60V61H42ZM79 60V61H78ZM90 60V61H89ZM101 60V59H100ZM246 60V61H245ZM54 61V62H53ZM68 61V62H67ZM238 61V62H237ZM41 62V63H40ZM64 62V64H62V63ZM81 62V63H80ZM216 62H217V64H216ZM24 63V64H23ZM58 63V64H57ZM69 63V64H68ZM78 63V64H77ZM34 64V65H33ZM42 64V65H41ZM53 64H55V65H53ZM62 64V66H66L65 68L63 67L62 69H60L61 67H60V65ZM219 64V65H218ZM237 64V65H236ZM40 65H41V68L43 69H41L40 70ZM84 65V66H83ZM217 67H216V66ZM27 66V65H26ZM45 66H46V69H50V71L53 73V72H56V73H58V75L59 76H57V74L56 73H50V71L49 70H46L45 69ZM83 67V68H82ZM223 67V68H222ZM242 67H243V70H242ZM71 68V69H70ZM213 68V70L215 71V69ZM226 68V69H225ZM241 68V69H240ZM34 69L35 70H38L36 73L35 72H31V71H34ZM56 69H57V71H56ZM73 69V70H72ZM82 69V70H81ZM225 69V70H224ZM23 70V71H24ZM54 70V71H53ZM68 70V71H67ZM75 70V71H74ZM78 70V71H77ZM254 70V71H253ZM256 70V71H255ZM22 71V72H23ZM42 73V74H40V72ZM50 73V75L48 74V72ZM61 71V72H60ZM79 71H80V74H78L79 73ZM250 71V72H249ZM260 71L261 72H263V73H260ZM31 73L30 75L28 74V73ZM68 72V74H69V72H70V75H66L65 73H67ZM78 72V73H77ZM46 73H47V75H46ZM77 74V76L79 77V78H81V79H78V77L76 78V77H74L76 74ZM28 74V75H27ZM56 74V75H55ZM230 74H231V72H230ZM239 74V75H238ZM34 75V76H33ZM44 75H46V77L44 76ZM52 75H54V76H52ZM61 75V76H60ZM241 75V76H240ZM29 76V78L28 79H24V78H27ZM30 76H31V78H33V79H30ZM234 76V77H235ZM39 79H38V78ZM49 79H48V78ZM55 77V78H54ZM71 77V79H72V82H71V80L69 79ZM76 78V79H75ZM249 78V79H248ZM258 78V79H257ZM24 79V80H23ZM43 84V85H45V87H46V89H47V87H48V89H47V91H46V89H44L43 90V88H45L44 86L42 87V84L38 81V80ZM43 79V80H42ZM46 79H48V80H51V81H54V80H56V81H54L53 83H51V81H48V80H46ZM63 79H64V81H63ZM65 79H66V81H65ZM246 79H247V81H246ZM32 80H34V82H33V84H32ZM38 81V83H35L36 81ZM59 80H61L62 81V84H63V82L65 83V86H64V84L62 85L61 84V81H60V83H59ZM68 80H70V82L68 81ZM76 80V81H75ZM255 80V81H254ZM48 81V82H47ZM57 81H58V83H57ZM76 82V83H74V82ZM251 81H252V83H251ZM254 81V82H253ZM23 82V83H22ZM27 82V83H26ZM30 82H31V84H30ZM248 82H247V84H248ZM35 83V84H34ZM40 83V84H39ZM69 83V84H68ZM72 83H74V84H72ZM94 82H92V81H90V84H93ZM30 84V85H29ZM37 84H39L38 86H37ZM52 85V89H51V87H49L48 85ZM58 84V85H57ZM72 84V85H71ZM254 84V85H253ZM263 86H262V85ZM26 85V86H25ZM37 86V90H35L34 88L35 87H32V86ZM58 86V87H56V86ZM64 86L63 88H64V90H63V88H62V86ZM75 85V86H74ZM31 86V87H30ZM72 87V88H70V87ZM74 86V87H73ZM248 86V87H247ZM258 86H259V89H258ZM40 87H42V88H40ZM53 87H55L54 88V91H53ZM67 87V88H66ZM254 87V88H253ZM56 88H59V90L58 89H56ZM73 88H74V91L75 92H73ZM247 88V89H246ZM263 88V89H262ZM49 89H51L53 92H57L56 94L59 96H56L53 92H50L51 90H49ZM72 91V92H70L71 93V95L70 96H68L67 97V95H69L70 93H69V91L70 90ZM87 89V90H86ZM254 89H255V91H254ZM27 90V89H26ZM32 90H34V91H32ZM59 91V93H60V91H61V93L59 94L58 93V91ZM63 90V91H62ZM67 90H69V91H67ZM83 92H82V91ZM251 90H253L252 92H251ZM256 90H258V91H256ZM263 90V91H262ZM35 91H37V92H35ZM42 92V94H41V92ZM46 91V92H45ZM66 91V92H65ZM82 92V95H81V92ZM85 91H86V93H85ZM136 91L137 92H139V93H141V94H146L147 92H148V88L146 87V86H143V85H137V87H136ZM248 91V92H247ZM259 91H260V93H259ZM9 92H11L10 90H5V91H3V96L2 97H7L8 96V93ZM40 94H39V93ZM43 92H45V93H48V94H45L44 95V93ZM65 92V97L62 95L63 93ZM250 92V93H249ZM253 92H255V94H257V92H258V96L257 95H255ZM38 95H37V94ZM52 93V94H51ZM73 93V94H72ZM75 93H77L78 95L76 96V94ZM79 94H80V96H82V98L79 96ZM248 94V95H247ZM255 96H254V95ZM261 94V95H260ZM43 95V96H42ZM50 95L52 96V95H54L53 97H50ZM92 95V96H91ZM42 96V97H41ZM72 96V97H71ZM73 96H74V98L75 99H78V96L80 97L79 98V102L81 103H79V102H77L78 104H80L81 106H78V104H74V102H73V105L71 104L72 103V100L74 99L73 98ZM91 96V97H90ZM246 96V97H245ZM252 96V97H251ZM257 96V98H255ZM59 98V99H55V102H59L60 104H63L64 103V101L62 100V97H64V99L65 98H68L67 100L65 99V101L67 102H65V104H63V105H60V106H56L57 105V103H56V105H55V102H53V100H54V98ZM70 97V98H69ZM248 97L249 98H253V100L254 101H256V102H254L253 100H251V99H248ZM260 97V98H259ZM60 98H61V100H62V102L63 103H61V101H60ZM73 98V99H72ZM91 98V99H90ZM72 99V100H71ZM75 99H74V101H75ZM90 99V100H89ZM257 99H258V101H257ZM260 99V100H259ZM246 100V101H245ZM247 100H249V102L247 101ZM69 101V102H68ZM71 101V102H70ZM245 101V102H244ZM76 102V101H75ZM249 104H248V103ZM251 102V103H250ZM50 103V104H51ZM69 103V105H71V106H74L75 105V107H71V108H73V109H70V107H68L67 106V104ZM92 103V104H91ZM246 103L248 104V105H246ZM243 104H245L244 106H245V109L243 108ZM65 105L67 106V108L68 109H70V110H72V111H69L66 107H65ZM77 105V106H76ZM253 105V106H252ZM58 107V108H56V107ZM83 106V107H82ZM242 106V107H241ZM247 106V107H246ZM250 106H252L253 107V109H251V107L249 108ZM61 107V108H60ZM77 107V108H76ZM78 107L80 108V109H78ZM64 108H66V109H64ZM31 111L32 109L34 110H32L31 112H33V113H31L30 114V112H29V110ZM58 109H59V111H58ZM62 109V110H61ZM91 109V110H90ZM242 109V110H241ZM245 111H244V110ZM86 110V112H84ZM239 110H241V111H239ZM62 111V112H61ZM64 111H65V113H64ZM70 113H69V112ZM74 111H78L77 113H75ZM79 111H80V113H79ZM239 111V113H237ZM35 112V113H34ZM71 112L73 113L72 115H71ZM242 112V113H241ZM38 115V117H39V120H38V118H37V116H35V115ZM64 114H65V116H64ZM74 114H75V116H74ZM80 114H81V116H80ZM247 115V116H243V115ZM44 117H43V116ZM68 115H69V118H70V120H69V118L68 119H66L67 117H68ZM80 117H79V116ZM35 116V117H34ZM40 116H42V118L40 117ZM241 116V117H240ZM33 117V118H32ZM52 117V118H51ZM63 117H65V118H63ZM240 117V118H239ZM243 117V118H242ZM9 119H13L14 118V115H13V113H10V115H9V117H8ZM37 118V119H36ZM45 118V119H44ZM50 118H51V120H52V122H51V120H50ZM55 118V119H54ZM80 119V122L78 123V121H79V119ZM90 118V119H89ZM41 119V120H40ZM47 119H49L50 121L48 122V120ZM59 119V120H58ZM78 119V120H77ZM243 119V120H242ZM245 119V120H244ZM44 120H46L45 122H44ZM57 121V122H55L56 124H59V125H56L53 121ZM67 120V121H66ZM86 120H88L87 121V123L86 122H84V121H86ZM89 120H90V122H89ZM241 120V121H240ZM34 122V123H35ZM61 122H63V124H61ZM65 122V123H64ZM239 122V123H238ZM240 122H242V124H240ZM41 123V124H40ZM45 123V124H44ZM47 123H48V126H46L47 125ZM52 123L53 124H55V127H53L52 126ZM68 123V124H67ZM70 123V124H69ZM82 123H85V125L86 126H84V124H82ZM40 124V125H39ZM44 124V125H43ZM76 124H77V126H76ZM79 124H80V126L81 125H83V126H81V127H83V131H84V133H82L83 131H82V128L79 126ZM61 125H66L67 127H65L64 126V128H67V129H64L63 128V126L61 127ZM68 125H69V127H68ZM45 126V129H46V127H47V130L50 132H45L44 133V131H47V130H43V127ZM58 126V127H57ZM73 126V127H72ZM49 127V128H48ZM53 127V128H52ZM70 127H72V128H70ZM79 127H80V129H79ZM84 127H86V128H84ZM241 127H243V128H241ZM54 128H59L58 130H60L59 131V134H58V130L57 129H55L56 131H53V133H52V131L51 130H54ZM70 128V129H69ZM39 129V130H38ZM63 129V130H62ZM72 129H76V132H75V134H74V131L75 130H73L72 131ZM77 129H79V130H77ZM85 129L87 130V131H85ZM37 130L39 131V132H37ZM41 130H43L42 132L44 133H42L41 132ZM78 131H81V133H80V135H79V132ZM121 131V130H120ZM119 131V132H120ZM55 132V133H54ZM71 132V133H70ZM122 132V131H121ZM38 133H39V135H38ZM52 133V134H51ZM123 133V132H122ZM41 134V135H40ZM70 134H72L71 136H70ZM85 134V135H84ZM120 134V133H119ZM46 135H50V139H49V137L48 136H46ZM51 135H53L52 137H51ZM84 135V136H83ZM89 135V136H88ZM241 135V136H240ZM244 135V136H243ZM54 137V138H53ZM59 137V138H58ZM72 139H71V138ZM75 137V138H74ZM48 138V139H47ZM52 138V139H51ZM56 138V140H54ZM62 138V139H61ZM82 138H83V140L85 141V143L88 145H85V143H83V141H82ZM58 139H60V141H58ZM50 140H51V142H50ZM53 140V141H52ZM68 140V141H67ZM75 140V141H74ZM57 141V142H56ZM64 142V143H61V142ZM69 141H72V143L71 142H69ZM74 141V142H73ZM79 141H80V143H79ZM89 141V142H88ZM69 142V143H68ZM76 142V143H75ZM77 142H78V144H77ZM73 144V145H72ZM80 144V145H79ZM65 146V148H64V146ZM69 146V147H67V146ZM72 145V146H71ZM82 145V146H81ZM63 146V147H62ZM76 146V148L74 149V147ZM81 146V147H80ZM83 147H84V149L86 148V151L83 149ZM61 148H63V149H61ZM69 148H72V149H74L73 151H71ZM82 148V149H81ZM102 148V145H99V146H97L96 147V150H98V151H100L101 152V150H102V152H105V149H101ZM62 150V151H61ZM80 151H82V152H84V156H82L83 155V153L82 152H80ZM187 151V150H186ZM66 152H68L67 154H66ZM4 152L0 149V166L1 167H4V168H1V170H0V184H2L3 182V184L4 185H0V209H1V211H0V215L1 216H3L2 214L3 213H5V211H13V210H15L16 209V205L17 204H26L27 205V207H28V212L24 215V219H25V221H26V226L28 227V228H31V226H32V224H33V228H37V229H39L40 230V228H42V226H44V227H46V230H51L52 229V225H53V223L57 220V219H59L60 221H61V225H60V229H59V233H60V235L57 237V239H56V242L57 243H60V244H62V243H66V242H68V241H73V243H78V242H80L79 243V245L78 244H76V246H77V249L79 248V249H81L82 247H84V248H82L80 251L81 252H83V253H81V256H82V254H86L85 256H86V258L85 257H81L80 258V264H84V262L83 261H86L85 263H87L88 264V262H89V264L91 263V262H97L96 264H99V262H101V264H176L175 263V259H178L179 258V256L177 255L178 254V252H177V250L176 249H178V250H181V248H182V243H180V244H172V243H170V244H172L174 247H176V249L175 248H173V249H171L172 247L171 246H169L168 247V245H163V246H159V250L158 251H152L150 248H148V246H146L145 244H142V243H136L132 248H131V250H130V255L128 256V257H125V255H126V252H127V250H128V247L130 246V243H129V241L126 239V241H124V237H125V235L123 234V233H120L121 232V230L119 229V227H118V225H117V221H119V220H121V219H118L119 217H115L114 218V221H112V222H110V221H107V220H105L102 216H101V214L100 213H98L99 215H96L97 217H99V218H96L95 216H94V214H97V212L96 211H93V210H88V211H83V210H81V209H78V208H76L75 210H74V206L72 205V204H70V202L69 201H62L61 199H59L60 200V205H59V200L57 201H54L53 203H50L49 204V206L50 207H47V208H44V205H46L47 203H48V201L49 200H47V198L48 199H50V197H52L53 195H54V190H52L53 189V186L52 185H50V184H46L47 182L43 179V178H41V177H39V176H37L35 173L33 174L32 173V171L31 172H29L30 170L28 169V168H26V167H22V166H20L18 163H17V160H16V158H13V159H15L14 161H13V159H12V157L11 156H9V155H7V154H3ZM186 153V155L188 156V154H189V156L188 157H190L191 158V160L193 159L194 160V158H196L197 157V154L195 155V153H191L192 155H194L193 156V158H192V156H191V154L190 153H188L187 154V152H185ZM66 154V155H65ZM179 155H181V156H183V154H179ZM178 155V156H179ZM2 156V157H1ZM8 156V157H7ZM3 158V159H2ZM9 158V159H8ZM12 160H11V159ZM180 158V157H179ZM9 160V161H8ZM11 161V162H10ZM13 161V162H12ZM7 162V163H6ZM16 162V163H15ZM1 163H2V165H1ZM152 163H150V165H151ZM226 164V170H228L227 171V173H229V172H231L232 171V163L230 162V163H228V162H226L225 163ZM5 165V166H4ZM7 165H8V167H7ZM15 165H17V166H15ZM129 164L128 163H126L125 164V166H128ZM148 165V164H147ZM146 164L144 165V167H142L144 170H143V172L141 171L139 174H140V176L142 177V175H143V178H142V180H139L138 181V184H140V185H137V187L134 189V191L131 193V194H129L128 195V197H127V199H128V201H130V202H132V200L134 199V198H136L135 200H133V202L135 201L136 203H138V201H139V206L140 207H142V209L139 207V211L137 212V214H138V216L137 217H134L136 220H138L140 223H143V225H145L144 223V221H143V219H142V216H143V213H145V212H148V210H150L151 208V206L152 205H155V204H159V206L160 207H162V206H164V208L162 209V212H163V215H165V214H168L169 213V211H171V207L172 206H174L176 203H174L171 199H169V198H166V197H164V195H163V192H161L162 193V195H158V193L160 192V190H157V194L156 195H158V196H156V195H152V194H155L154 193V191H156V189H159V187H157V188H155L154 187V185L152 186V182L150 181V180H148L147 179V181L146 180H143L144 178H146V177H149V175L152 177V175H156V176H154L155 178H158V177H161L162 176V174L158 171V169H159V167H158V164H156L155 166H154V168H153V165L151 166L152 168H150V166L148 165L147 166ZM146 166V167H145ZM10 167V168H9ZM18 167V168H17ZM22 167V170L23 171H21V168ZM104 167H105V165H104ZM6 168L8 169V171L6 170ZM13 168V169H12ZM16 168H17V171H16ZM26 168V169H25ZM4 169H5V171H4ZM12 169V170H11ZM19 169V170H18ZM152 169V170H151ZM13 170H15V171H13ZM26 170V171H25ZM108 170H109V168H108ZM148 170H150L152 173H149L148 172ZM231 170V171H230ZM3 171V172H2ZM7 171V172H6ZM13 171V172H12ZM25 171V172H24ZM177 172H176V174L177 173H179L180 171L179 170H176ZM198 170H194L193 172H194V174H193V177H192V179H188V181L185 179L184 180V178H183V175L181 174V175H178L180 178H179V180H177V178H178V176L175 174V172H173V173H171V175H172V177H171V179H172V183H173V188L175 189V191H177V188L179 189L178 190V193L181 191V194H182V197L181 198H183L186 194H189V195H187V197H189V198H187V197H185V198H183V199H181L180 198V202H183L184 203V205H186L187 207H191V206H193L194 204L196 205V206H198V205H200L199 207H204V206H206V205H204V206H202L203 204H207V207H208V205L209 204H214V202L218 199V192H221L223 189H224V186L222 185V184H219V183H217L216 185H213V184H210L208 181H207V177H206V175H205V173L204 172H202V171H198ZM5 172V173H4ZM28 174H27V173ZM200 172V173H199ZM1 173H3V174H5V175H2ZM8 173V174H7ZM16 173V174H15ZM30 173H32V174H30ZM145 173V174H144ZM148 175H147V174ZM155 173V174H154ZM210 173H211V171H210ZM214 173V172H213ZM213 173H211L212 175H213ZM10 174V175H9ZM11 174H12V176H11ZM17 174H20V175H17ZM21 174H24L23 176H21ZM112 174V176H114V177H112V179H114V178H116V179H114L113 180V182L115 181V185L117 184V182H119L120 180H118L119 178H117V176L115 177V175H116V173H111ZM142 174V175H141ZM180 174V173H179ZM205 176H204V175ZM14 175H16L15 177H14ZM29 175H31L32 176V178H30L31 179V183H29V178L28 177H30ZM33 175H35L36 177H38V178H36L35 176H33ZM176 175V176H175ZM216 174L214 173V175L213 176H215ZM4 176V177H3ZM8 176H10V177H8ZM20 176V177H19ZM28 176V177H27ZM8 177V178H7ZM14 177V178H13ZM17 177V178H16ZM23 177V178H22ZM28 179H27V178ZM36 179H35V178ZM153 177V178H154ZM176 177V178H175ZM7 178V179H6ZM19 178V179H18ZM25 178V179H24ZM40 178V179H39ZM182 178V179H181ZM204 178V180H202ZM9 179V180H8ZM15 179H17L16 181H14ZM21 179V181H19ZM23 179V180H22ZM10 180H12V181H10ZM25 180V181H24ZM38 180V181H37ZM40 180V181H39ZM197 180V181H196ZM199 180H200V182H199ZM7 181H9V182H7ZM14 181V182H13ZM117 181V182H116ZM144 182V184L147 186V188L144 186V184H143V182ZM187 181V182H186ZM189 181H190V183H189ZM2 182V183H1ZM141 182H142V185H141ZM192 182H193V184H192ZM7 183V184H6ZM13 185H12V184ZM146 183H148V185L146 184ZM151 183V184H150ZM209 184V185H206V184ZM33 184H35V185H33ZM37 184V185H36ZM40 184V185H39ZM43 184V185H42ZM188 184H190L191 186L190 187H187V185ZM12 185V186H11ZM33 185V186H32ZM39 185V186H38ZM46 185V186H45ZM119 184H117V186H118ZM185 185H186V187L188 188H185ZM195 185V188L193 187ZM204 185V186H203ZM34 186H36V187H38L37 189L36 188H34ZM182 186V187H181ZM184 186V187H183ZM189 186V185H188ZM209 186V187H208ZM217 186V187H216ZM223 186V187H222ZM7 187V188H6ZM26 187L29 189L28 191H27V189H26ZM40 187V188H39ZM45 187V188H44ZM176 187V188H175ZM181 188V190H180V188ZM210 187H213V189L211 188L210 189ZM214 187H215V190L217 189V192L214 190ZM3 188V189H2ZM5 188V189H4ZM14 188V189H13ZM149 188V189H148ZM152 188H154V189H152ZM185 188V189H184ZM194 188V190H191V189H193ZM8 189V190H7ZM10 189V190H9ZM15 189H16V192H15ZM34 189V190H33ZM144 189H147L149 192H146L145 193V191L146 190H144ZM152 189V190H151ZM183 189V190H182ZM205 189L206 190H208L207 192L205 191ZM3 190V191H2ZM41 190V191H40ZM151 190V191H150ZM189 190L191 191V192H189ZM203 190V193H199V191L201 192ZM213 192H212V191ZM35 191V192H34ZM37 191V192H36ZM53 191V192H52ZM136 191H138L137 192V194L135 193ZM140 191V192H139ZM153 191V192H152ZM207 193V194H205V192ZM209 191L211 192V193H209ZM214 191L217 193V197H216V195H215V193H214ZM25 192H27V193H25ZM9 193V194H8ZM21 193H25V194H21ZM145 193V194H144ZM150 193V194H149ZM160 193V194H161ZM185 193V194H184ZM191 193V194H190ZM214 193V194H213ZM21 194V195H20ZM35 194V195H34ZM197 194H199V195H197ZM10 195V196H9ZM30 195V196H29ZM44 195V196H43ZM130 195H131V197H130ZM149 195V196H148ZM151 195V196H150ZM190 195H192V197H193V199L192 200H190V198H192ZM194 195H195V197H194ZM210 195H212V196H210ZM8 196V197H7ZM21 196V197H20ZM29 198H28V197ZM145 196V197H144ZM154 196H156L157 197V200H156V197H154ZM207 196H209V197H207ZM4 197V198H3ZM20 197V198H19ZM25 197H27V198H25ZM36 197H38L39 199H41L42 197H43V199H44V201H46V202H44V203H42V202H40V200L39 199H37ZM47 197V198H46ZM200 197V198H199ZM205 197H206V199H207V201L205 200ZM212 197V198H211ZM216 197V198H215ZM107 198H108V200H111V201H113L112 199H114V197L113 196H107ZM137 198H139V200L137 199ZM142 198H143V200H142ZM145 198V199H144ZM147 198V199H146ZM161 198H163V199H165L166 201H164L163 199L162 200H160ZM204 198V199H203ZM208 198H209V200H208ZM4 199V200H3ZM7 199V200H6ZM8 199H9V202H8ZM18 199V200H17ZM149 199V200H148ZM185 199H189V201H191L192 203L190 204L189 202H188V200H185ZM202 199H203V202H202ZM24 200V201H23ZM36 200H38V203L40 204H38L37 203V201ZM93 200V202L96 204V205H98V206H100L103 210H106V211H108L106 208H104L103 206H101L97 201H95L94 199H92ZM17 201V202H16ZM62 201V202H61ZM148 201V202H147ZM150 201H152V202H150ZM153 201H156L157 203H155V202H153ZM206 201V202H205ZM5 202V203H4ZM11 202V203H10ZM35 202V204H37V205H35V204H33ZM64 202V203H63ZM132 202V203H133ZM134 202V205L136 204ZM145 202H147V204H146V206H147V208H146V206H145ZM199 202H200V204H199ZM201 202H202V205H201ZM1 203H2V205H1ZM4 203V204H3ZM61 203L62 204H64V205H61ZM194 203V204H193ZM138 204H136L137 206H138ZM164 204V205H163ZM167 204H169L168 206H167ZM193 204V205H192ZM235 205H236V207L239 209V210H241V206H240V204L238 203V202H235L234 203ZM71 205H72V208H71ZM143 205V206H142ZM211 205V206H212ZM64 206V207H63ZM150 206V207H149ZM166 206V207H165ZM210 206V205H209ZM29 207H30V210H29ZM38 207V208H37ZM62 207H63V209H62ZM74 207V208H73ZM144 207V208H143ZM168 207V208H167ZM170 207V208H169ZM5 208V209H4ZM40 208V209H39ZM50 211H49V210ZM70 209H73V210H70ZM167 209H169V210H167ZM208 208H206V210H207ZM36 210V211H35ZM66 210V211H65ZM38 211V212H37ZM1 212H3V213H1ZM32 212H34V213H32ZM109 212V211H108ZM64 215H63V214ZM69 213V214H68ZM165 213V214H164ZM205 213V212H204ZM209 213V212H208ZM208 213H205V214H208ZM42 214V215H41ZM142 214V215H141ZM5 215V214H4ZM67 215H69L68 217H67ZM0 216V217H1ZM40 216V217H39ZM94 216V217H93ZM38 217V218H37ZM31 218V219H30ZM35 219V220H34ZM99 219V220H98ZM33 220H34V222H33ZM37 220H38V222H37ZM100 220H102V221H100ZM37 223H36V222ZM39 221H40V223H39ZM63 221H64V223H63ZM105 221H107L106 223H104ZM6 222V223H5ZM101 222V223H100ZM197 222L198 223H200L201 222V218H198V220H197ZM1 223L5 226H2L1 227ZM34 223H36V225L34 224ZM102 223H104L103 225H102ZM114 223H115V225H114ZM8 221H7V218H6V216L4 217H1L0 218V264H5V263H7V264H13V263H15V264H21L22 263V257H21V255L20 254H16V250H14L15 252H12L13 251V249L14 248H12V246H11V250L12 251H10V252H12L11 254L13 255L14 254V257H12V255L10 254V255H8V248L10 247V242H9V244H7L8 242L7 241H5V240H7V239H10L11 238V232H10V228L8 227ZM29 224H30V227H29ZM48 225V226H47ZM126 225H128L129 226V224L127 223ZM106 226H107V228H106ZM113 226H115L117 229H119V233L117 232L118 230L116 229V228H114ZM146 226V225H145ZM8 227V228H7ZM73 227V228H72ZM108 227L110 228L111 227V229H112V227H113V229L112 230H109L108 229ZM4 228L6 229L5 231H3L4 230ZM130 229H131V231L132 232H134L135 234H137V235H140V236H143V237H145V235H143L140 231H138L137 229H135V228H133L131 225H130V227H129ZM80 229V230H79ZM115 229V231H113ZM208 228H207V226H205V231L207 230ZM117 230V231H116ZM10 232V233H9ZM39 232V231H38ZM79 232V233H78ZM82 232V233H81ZM113 232H115V235H114V233ZM2 233H4V234H2ZM40 233V232H39ZM10 234V235H9ZM84 234V235H83ZM78 235H80V237L78 236ZM117 235H120V236H122V239H120L121 237L120 236H117ZM81 236H82V238H81ZM84 236L86 237V238H84ZM92 236L94 237V239L92 238ZM124 236V237H123ZM87 237H89V239L87 238ZM72 238H73V240H72ZM81 239V240H80ZM92 239H93V241H92ZM1 240H3V241H1ZM76 240V241H75ZM85 240V241H84ZM95 240H98V241H96V242H94ZM115 240V241H114ZM9 241H12V239H10ZM81 241H82V244H81ZM91 242V246H93V247H91L90 246V242ZM5 243V244H3L2 245V243ZM84 242V243H83ZM89 242V243H88ZM124 242V243H123ZM89 245H88V244ZM95 243H97V244H95ZM81 244V245H80ZM117 244V245H116ZM87 247V249L85 248V246ZM101 245V246H100ZM7 248H6V247ZM75 246V245H74ZM81 246V247H80ZM90 246V247H89ZM139 246V247H138ZM4 247V248H3ZM88 247H89V249H88ZM96 247V248H95ZM3 248V249H2ZM140 248V249H139ZM10 249V248H9ZM135 249H137L136 251H135ZM138 249L140 250V251H138ZM168 249V250H167ZM84 250H87V251H85L84 252ZM92 250V251H91ZM96 250V251H95ZM100 250H102V253L101 252H99ZM106 250H108V251H106ZM170 250V251H169ZM176 250V251H175ZM88 251H91V252H89L90 253V255L88 256ZM103 251H105V252H103ZM110 251V252H109ZM174 252V253H172V252ZM6 252V253H5ZM95 252H97L96 253V255H94L95 254ZM139 252V253H138ZM177 252V253H176ZM29 253V252H28ZM88 253V254H87ZM138 253V254H137ZM172 253V254H171ZM252 253H254V254H252ZM5 254H7L9 257H10V259H7L6 260V258H7V256H5ZM31 254V253H30ZM30 254H28V258H25V260H28L30 257H31V255ZM99 254V255H98ZM101 254V255H100ZM136 254H137V256H136ZM93 255V256H92ZM102 255L104 256L103 258H102ZM173 255H177L176 257L175 256H173ZM5 256V257H4ZM16 256V257H15ZM97 256H99V258L97 257ZM107 256V257H106ZM136 256V257H135ZM155 258H154V257ZM90 257H91V259H90ZM95 257V258H94ZM261 257H262V251L259 249V246H257L255 243H252L251 245H250V247H249V251H248V258H249V261L252 263V264H260L259 263V261L261 262ZM11 258H12V261H10L11 260ZM14 258H15V260H16V262H14L15 260H14ZM19 258V259H18ZM61 257L58 255V256H56L55 258H54V260H53V264H56V263H60V264H79L78 262H76V261H72L73 259H68V258H65V259H60ZM87 258H89L90 260H92V261H89V259H87ZM94 258V259H93ZM105 258V259H104ZM114 258V259H113ZM59 259H60V261L61 262H59ZM84 259V260H83ZM105 260V263H104V260ZM6 260V261H5ZM103 260V261H102ZM181 260V259H180ZM18 261V262H17ZM82 261V262H81ZM5 262V263H4ZM11 262V263H10ZM76 262V263H75ZM116 262V263H115ZM51 263V264H52ZM94 263V264H95ZM40 264H42V263H40ZM91 264H93V263H91Z\"/></svg>", "mask_w": 264, "mask_h": 264}]
</instances>
